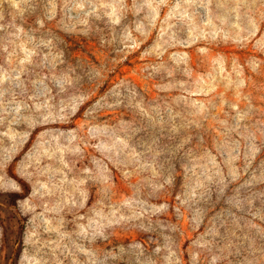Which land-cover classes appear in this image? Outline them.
Listing matches in <instances>:
<instances>
[{
  "label": "rangeland",
  "instance_id": "obj_1",
  "mask_svg": "<svg viewBox=\"0 0 264 264\" xmlns=\"http://www.w3.org/2000/svg\"><path fill=\"white\" fill-rule=\"evenodd\" d=\"M0 264H264V0H0Z\"/></svg>",
  "mask_w": 264,
  "mask_h": 264
}]
</instances>
